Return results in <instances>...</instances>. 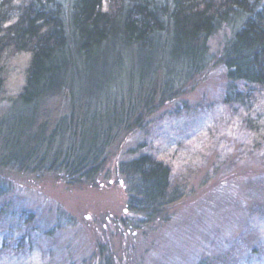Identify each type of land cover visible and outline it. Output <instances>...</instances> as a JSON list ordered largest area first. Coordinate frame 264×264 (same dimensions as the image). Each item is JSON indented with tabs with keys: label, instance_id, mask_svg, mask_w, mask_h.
<instances>
[{
	"label": "trees",
	"instance_id": "trees-1",
	"mask_svg": "<svg viewBox=\"0 0 264 264\" xmlns=\"http://www.w3.org/2000/svg\"><path fill=\"white\" fill-rule=\"evenodd\" d=\"M219 34L213 59L209 41ZM19 55L23 83L0 112V171H54L68 185H91L122 129H140L155 99H173L212 61L228 84L225 103L264 89V0H0V92ZM125 58L137 90L115 101L97 94ZM81 62L93 86L87 100L68 80ZM116 173L127 210L146 224L179 198L170 169L151 155L119 162Z\"/></svg>",
	"mask_w": 264,
	"mask_h": 264
},
{
	"label": "rangeland",
	"instance_id": "rangeland-1",
	"mask_svg": "<svg viewBox=\"0 0 264 264\" xmlns=\"http://www.w3.org/2000/svg\"><path fill=\"white\" fill-rule=\"evenodd\" d=\"M222 36L209 41L213 59ZM26 61L12 60L0 112L21 87ZM133 62H119L127 78ZM213 63L173 99H155L140 129H122L93 184L1 170L0 264H264V89L225 103L228 84ZM85 69L78 63L68 79L82 100L93 87ZM120 72L103 77L97 94L115 101L136 91L141 78ZM150 75L143 79L154 82ZM143 154L170 169L179 196L147 224L127 210L116 173V164Z\"/></svg>",
	"mask_w": 264,
	"mask_h": 264
}]
</instances>
